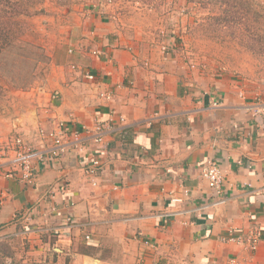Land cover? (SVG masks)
<instances>
[{
	"label": "crops",
	"instance_id": "obj_1",
	"mask_svg": "<svg viewBox=\"0 0 264 264\" xmlns=\"http://www.w3.org/2000/svg\"><path fill=\"white\" fill-rule=\"evenodd\" d=\"M63 21L51 71L18 90L11 121L0 123V240L13 243L14 261L47 262L53 245L72 251L74 264H264V125L253 109L264 91L233 73L192 69L169 38L144 42L114 4L77 7ZM98 122L120 126L98 143ZM58 123L81 138L67 155L39 163L34 185L7 177L11 137L41 148L39 128ZM93 158L102 161L97 186L84 171ZM208 161L222 170L225 204L161 219L185 188L194 202L214 198L202 175ZM19 211L32 214L29 236ZM230 229L259 230L257 248L222 241Z\"/></svg>",
	"mask_w": 264,
	"mask_h": 264
},
{
	"label": "rangeland",
	"instance_id": "obj_2",
	"mask_svg": "<svg viewBox=\"0 0 264 264\" xmlns=\"http://www.w3.org/2000/svg\"><path fill=\"white\" fill-rule=\"evenodd\" d=\"M103 1L106 2L40 0L31 7L35 13L16 17L21 25L20 31L25 28L19 42L38 45L40 48L36 50L44 53L41 57L43 62L35 71L37 77L24 88L9 87L3 80L5 91L0 100V123L3 119L11 121L13 107L21 97L18 90L30 91L40 86L38 83H42L46 73L51 71L52 62L48 53L51 47L59 49L60 37L67 31L63 20H68L77 7L88 9L94 3ZM114 6L118 15L129 21L131 32L146 36L144 42L161 45L169 38L171 46L181 51V57L192 69L217 75L233 73L257 90L264 91V0H114ZM17 63L19 75L14 76L22 79L25 74L22 71L29 69L30 65L24 61ZM16 219L19 225L24 222L22 212H17ZM21 233L29 236L27 233L30 231L21 228ZM52 246L48 251L51 259L47 262L36 259L32 263L22 260H15L14 263L74 264L72 251L65 255L58 250L60 247L54 249ZM125 261V264H132Z\"/></svg>",
	"mask_w": 264,
	"mask_h": 264
},
{
	"label": "built area",
	"instance_id": "obj_3",
	"mask_svg": "<svg viewBox=\"0 0 264 264\" xmlns=\"http://www.w3.org/2000/svg\"><path fill=\"white\" fill-rule=\"evenodd\" d=\"M106 2L109 5L114 4V0H106ZM95 53L98 54V51H95ZM87 73L89 74V72ZM105 96L110 97V94ZM215 104L217 103L215 102ZM253 109L256 114L263 115L262 123L264 125V102L260 106L254 105ZM120 121L124 122L125 117L120 116ZM119 126L111 127L109 124L98 122L93 129L95 132L93 140L98 143L104 142L108 131H118ZM120 130V135L126 133L125 128H121ZM38 133L41 138V143H43V147L41 148H35L26 143L19 134L11 137L8 143H6L5 150L13 152V156H10L9 160L11 167L6 172L7 177L14 178L18 175L19 179L23 182L34 185L36 183V170H38L39 163L63 159L70 150V147H72V143L79 142L81 139L78 131L68 132L62 123L56 124L52 129L41 127ZM71 136L73 138L69 139ZM84 166L85 174L90 183L93 186H97V174L102 169V161L99 158H93L91 161H87ZM202 175L208 182V185L214 189V198L210 199V201L194 202L191 199L190 190L185 188L181 195H174L171 199L172 202L181 204V206L163 212L159 216L161 219L170 220L177 216H200L209 208H215L225 204L227 196L223 188L224 177L219 165L215 161H208L203 166ZM22 217L25 219V222L22 223L24 230L30 231L27 223L32 220L31 212H22ZM66 220L68 227L75 224L73 216H69ZM86 238H89V235H86ZM259 239L260 231L257 229L249 231L246 236L237 234L234 229H230L229 234L221 238L225 242L235 241L240 244L246 243L253 250L257 248Z\"/></svg>",
	"mask_w": 264,
	"mask_h": 264
},
{
	"label": "trees",
	"instance_id": "obj_4",
	"mask_svg": "<svg viewBox=\"0 0 264 264\" xmlns=\"http://www.w3.org/2000/svg\"><path fill=\"white\" fill-rule=\"evenodd\" d=\"M40 0H0V100L4 96L5 86L3 80L9 84V87H26L36 76L38 64L43 62L41 59L44 53L38 52L40 47L32 42H19L21 25L16 17L19 14H32L31 7ZM39 13V12H38ZM30 65L24 78L19 75L17 61ZM16 61V62H15ZM30 63V64H29ZM11 77V79H10ZM13 243L6 240H0V264H15ZM8 261V262H7Z\"/></svg>",
	"mask_w": 264,
	"mask_h": 264
},
{
	"label": "water",
	"instance_id": "obj_5",
	"mask_svg": "<svg viewBox=\"0 0 264 264\" xmlns=\"http://www.w3.org/2000/svg\"><path fill=\"white\" fill-rule=\"evenodd\" d=\"M95 261H99V259H94Z\"/></svg>",
	"mask_w": 264,
	"mask_h": 264
}]
</instances>
